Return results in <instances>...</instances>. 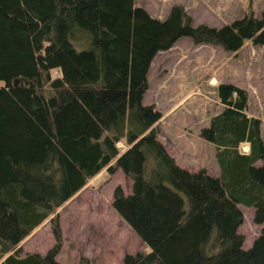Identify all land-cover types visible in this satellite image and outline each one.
<instances>
[{"label":"trees","instance_id":"obj_1","mask_svg":"<svg viewBox=\"0 0 264 264\" xmlns=\"http://www.w3.org/2000/svg\"><path fill=\"white\" fill-rule=\"evenodd\" d=\"M182 36L229 51L264 46V19L216 28L192 26L179 5L159 20L134 0H0V264H61L57 218L45 255L22 253L20 242L116 169L132 189L116 188L112 208L150 248L122 264H264V232L247 249L237 233L238 206L264 224V140L246 90L220 83L222 108L199 131L214 146L216 177L176 164L157 138L160 112L142 102L154 55Z\"/></svg>","mask_w":264,"mask_h":264},{"label":"rangeland","instance_id":"obj_2","mask_svg":"<svg viewBox=\"0 0 264 264\" xmlns=\"http://www.w3.org/2000/svg\"><path fill=\"white\" fill-rule=\"evenodd\" d=\"M134 4L159 20L179 5L192 26L220 28L249 13L264 19V0H134ZM76 41L81 46L86 38L78 34ZM49 75L56 77L58 72L54 69ZM147 80L142 102L160 112L157 138L180 167L190 172L205 169L210 176H218L214 146L201 139L199 131L222 108L216 88L223 82L246 90V113L260 119L264 140V46L246 40L239 49L229 51L182 36L154 55ZM117 147L126 149L122 142ZM116 188L128 195L132 182L120 169L112 174L101 171L20 242L22 253L45 255L55 245L53 218L58 219L61 234L62 245L55 256L61 264H122L126 254L150 252L112 208ZM238 207L242 222L237 233L247 249L264 232V224L254 223L253 208Z\"/></svg>","mask_w":264,"mask_h":264},{"label":"crops","instance_id":"obj_3","mask_svg":"<svg viewBox=\"0 0 264 264\" xmlns=\"http://www.w3.org/2000/svg\"><path fill=\"white\" fill-rule=\"evenodd\" d=\"M263 162H264V160H263V161H258L257 163H258V164H261V163H263Z\"/></svg>","mask_w":264,"mask_h":264}]
</instances>
